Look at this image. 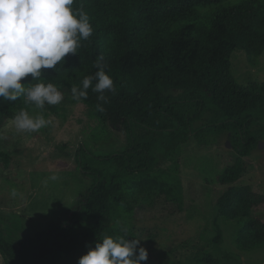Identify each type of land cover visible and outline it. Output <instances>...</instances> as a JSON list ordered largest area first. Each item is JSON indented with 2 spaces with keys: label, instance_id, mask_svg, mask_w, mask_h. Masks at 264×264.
<instances>
[{
  "label": "trees",
  "instance_id": "trees-1",
  "mask_svg": "<svg viewBox=\"0 0 264 264\" xmlns=\"http://www.w3.org/2000/svg\"><path fill=\"white\" fill-rule=\"evenodd\" d=\"M72 8L87 13L92 35L55 69L21 83L26 88L54 84L105 131L123 130L126 144L106 155L94 151L90 139L80 147L78 165L91 185L70 215L48 230L14 241L11 221L0 212L4 263L78 264L103 236L140 240L130 223L137 214L155 206L157 198L180 208L184 204L183 147L192 139L212 146L224 134L236 159L218 179L227 189L217 202L215 235L202 236L207 239L201 264L231 260L224 250L222 219L238 224V251L263 250L264 220L255 213L264 206V194L239 182L246 160L264 142V81L240 84L232 65L235 53L242 52L251 66H260L264 0H74ZM100 57L114 91L106 90L100 101L90 87L86 99L74 100L71 87L95 75ZM34 108L24 97L0 98V129L21 110ZM52 108L46 104L38 110ZM103 136L92 138L97 142ZM7 157L0 151L6 163ZM170 256H161L159 264H169ZM141 264L153 263L148 258Z\"/></svg>",
  "mask_w": 264,
  "mask_h": 264
},
{
  "label": "rangeland",
  "instance_id": "rangeland-1",
  "mask_svg": "<svg viewBox=\"0 0 264 264\" xmlns=\"http://www.w3.org/2000/svg\"><path fill=\"white\" fill-rule=\"evenodd\" d=\"M232 74L240 84L264 81V57L260 66L253 67L244 53H235ZM63 97L60 104L52 105V110H31L30 115L40 113L47 121L38 132H18L12 121L0 129V151L8 156L7 163L0 158V212L11 221L9 236L14 241L48 230L56 220L64 221L85 199L91 179L78 165V151L84 143L90 139L91 148L105 155L126 144L123 130L105 131L83 105ZM102 134L97 142L92 138ZM235 159L227 134L212 146H200L192 139L183 147L182 208L157 198L155 206L130 222L151 263H162L161 256L170 253L173 256L168 257L169 264H201L202 245L207 239L202 236L215 235L217 202L227 189L218 179ZM246 163L247 172L239 184L264 194V142ZM53 175L58 179H48ZM255 216L264 220V206ZM220 224L225 234L224 250L231 258L224 264H264V249L238 251L239 226L235 221L222 219ZM0 264H5L1 255Z\"/></svg>",
  "mask_w": 264,
  "mask_h": 264
},
{
  "label": "clouds",
  "instance_id": "clouds-1",
  "mask_svg": "<svg viewBox=\"0 0 264 264\" xmlns=\"http://www.w3.org/2000/svg\"><path fill=\"white\" fill-rule=\"evenodd\" d=\"M74 0H0V98L15 102L21 97L37 109L57 105L64 99L52 83H37L25 87L21 81L31 75L41 77L42 70L55 69L69 54H76L81 40L93 33L90 18L82 9H73ZM100 57L94 65V76L83 78L71 87L76 101L86 99L91 87L105 100V91H114V82L105 72ZM97 81L93 87V81ZM21 133L38 132L47 124L40 113L30 115L21 110L12 121ZM48 179L55 181L57 176ZM137 239L123 236H103L83 255L78 264H141L149 253Z\"/></svg>",
  "mask_w": 264,
  "mask_h": 264
},
{
  "label": "crops",
  "instance_id": "crops-1",
  "mask_svg": "<svg viewBox=\"0 0 264 264\" xmlns=\"http://www.w3.org/2000/svg\"><path fill=\"white\" fill-rule=\"evenodd\" d=\"M1 255V254H0ZM2 257V256H1Z\"/></svg>",
  "mask_w": 264,
  "mask_h": 264
}]
</instances>
